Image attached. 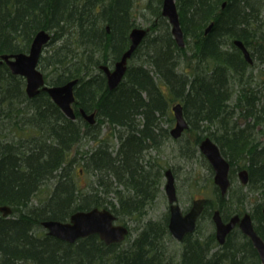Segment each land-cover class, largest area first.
I'll return each mask as SVG.
<instances>
[{
    "label": "trees",
    "instance_id": "16d2710c",
    "mask_svg": "<svg viewBox=\"0 0 264 264\" xmlns=\"http://www.w3.org/2000/svg\"><path fill=\"white\" fill-rule=\"evenodd\" d=\"M151 1L157 21L109 90L99 66L112 65L128 47L136 0H0V54L26 51L45 29L52 33L39 59L45 80L78 79L76 116L69 119L44 90L28 97L24 77L0 63V205L11 208L7 216L0 212V264H261L236 228L223 244L214 231L195 229L181 240L176 259L166 256L168 215L157 222L143 216L162 177L161 166L146 155L169 137L171 105L180 101L187 130L195 131L194 147L205 132L229 161L230 175L247 170L248 191L258 193L249 211L264 241V139L254 135L257 126L264 133V106L251 71L254 59L264 61V0H175L183 47L161 14V0ZM234 38L248 48L251 63ZM78 108L95 111V121L88 123ZM83 138L92 143L86 150ZM217 197L205 200L200 217L215 205L224 219L233 206L237 214L246 210L243 195L234 204ZM93 207L111 210L122 224L123 217L137 220L136 236L128 237L130 229L126 246L106 245L97 234L71 243L41 226Z\"/></svg>",
    "mask_w": 264,
    "mask_h": 264
},
{
    "label": "water",
    "instance_id": "95a60500",
    "mask_svg": "<svg viewBox=\"0 0 264 264\" xmlns=\"http://www.w3.org/2000/svg\"><path fill=\"white\" fill-rule=\"evenodd\" d=\"M161 14L170 23V30L176 44L179 47H183L185 44L183 31L175 0H162ZM212 25L213 22L208 24L205 33L211 29ZM147 31L148 29L144 27H134L129 32V46L121 54L120 58L114 62L113 66L100 65L105 74L109 90H114L122 81L126 72L127 61L140 45ZM49 39L50 34L46 30H39L35 33L27 52L0 54V62H4L13 74L24 77L25 92L28 97H33L40 90H44L67 118L74 119L75 110L72 105L75 100L74 86L78 79L74 78L62 84L50 85L46 83L44 74L38 66L43 46ZM234 44L241 50L246 61L251 63L250 52L243 42L234 40ZM171 111L174 116V126L170 129L169 133L173 138H177L188 127V123L183 115V106L180 102L173 104ZM79 113L89 123L94 121L95 111L86 113L80 108ZM198 148L213 170L214 185L218 188L220 195L224 196L230 186V165L228 160L221 154L218 145L209 136H205L200 140ZM164 176V191L169 203L167 227L175 239L182 240L186 234L194 231L197 218L203 210L205 198L193 199L189 210L183 213L177 203L174 175L171 168L164 170ZM238 176L242 183L247 182L248 173L246 169L240 170ZM0 212L2 215L7 216L11 213V208L7 205H0ZM211 218L214 223L215 237L218 243L222 244L226 235L237 224L242 233L250 239L261 263L264 264V242L255 231L252 218L248 212H245L242 216L234 214L225 222L219 209H215ZM114 220L115 215L109 209L93 207L88 210H76L65 221L47 219L43 220L41 224L47 230L48 235L67 242H74L78 238L97 234L106 244H111L121 242L128 232L126 226L115 224Z\"/></svg>",
    "mask_w": 264,
    "mask_h": 264
},
{
    "label": "rangeland",
    "instance_id": "374dc122",
    "mask_svg": "<svg viewBox=\"0 0 264 264\" xmlns=\"http://www.w3.org/2000/svg\"><path fill=\"white\" fill-rule=\"evenodd\" d=\"M162 1V0H161ZM152 6L157 5V0L151 1ZM148 0H136L135 3V25L141 27H148L152 24V22L156 20V17L149 11L148 8ZM161 10V3H160ZM166 19V18H165ZM166 22L168 23L167 19ZM170 29V23H168ZM129 61V60H128ZM130 64V61L128 62ZM108 65V64H107ZM113 65V64H112ZM110 65V66H112ZM250 69V68H249ZM252 74L254 75V80H252V85H257L259 90V104L264 106V61L259 60L258 58L253 60V64L251 66ZM261 75V79L258 78V75ZM263 80V81H262ZM234 96L237 91V86H233ZM234 99V98H233ZM177 102V101H175ZM173 102V104L175 103ZM179 102V101H178ZM234 100H231L233 104ZM237 111V110H236ZM239 120V124L243 125L244 120L240 118L238 115H234L233 120ZM164 127L167 126V122H164ZM104 124L102 126L103 132L107 131V127ZM174 126V121L171 123L169 130ZM215 125H212V129ZM259 126L254 129V135L258 137V139H264V133L260 131ZM198 133V132H197ZM202 136L208 135L205 132L200 133ZM194 138L195 131L186 130L179 137L173 138L169 135V137L162 138L161 144L155 149H149L146 157L150 158L153 163H157L161 166L162 177H161V191L155 197L154 201L146 206L147 210L145 216H143V220H152V221H160L165 215L168 213V201L167 196L164 191V183L165 177L163 175V170L166 168H171L174 175V184L176 189L177 203L181 207V209H188L193 199L198 197H205L209 201L215 200L217 202L218 199V190L215 189V185L213 183V171L209 166L205 157L200 153L198 146L194 147ZM91 141L83 138L80 146L82 149H87L91 146ZM189 154V155H188ZM241 195H243V207L246 211H249L252 202L257 200L258 193H250L248 191L247 184H244L240 181L238 176V171L231 173L230 175V186L227 194L223 197L226 202L232 201L234 204L235 200L238 199ZM215 207H217L215 205ZM234 207V206H233ZM229 216L235 214L234 210ZM242 207V206H235ZM243 209V208H241ZM243 211H241L242 213ZM211 215L206 211L204 216L200 217L197 221L196 229L199 230L201 234H207L209 232L214 231V223L212 222ZM124 218L125 225L131 229V235L129 238H133L136 236L137 231L133 228L139 223L135 219H126ZM117 223L122 224L120 219H116ZM140 224V223H139ZM42 226V224H41ZM43 227V226H42ZM43 229L47 232V230L43 227ZM48 234V233H47ZM127 237V238H128ZM165 247L166 256L176 255L175 259L178 257V254L181 250V241H178L170 234L164 238L162 241ZM128 245L127 239L123 240L122 246Z\"/></svg>",
    "mask_w": 264,
    "mask_h": 264
},
{
    "label": "bare ground",
    "instance_id": "6f19581e",
    "mask_svg": "<svg viewBox=\"0 0 264 264\" xmlns=\"http://www.w3.org/2000/svg\"><path fill=\"white\" fill-rule=\"evenodd\" d=\"M225 4V1H223V3H222V6ZM134 27H136V25L135 26H133V27H131V29H130V31L134 28ZM107 30H108V28H106ZM40 30H42V29H40ZM43 30H45V29H43ZM39 31V30H38ZM49 34H50V39H51V36H52V33L51 32H49L48 30H46ZM129 31V32H130ZM35 35V34H34ZM34 35H33V37H34ZM33 37H32V39H33ZM128 37H129V34H128ZM32 39H31V41H32ZM50 39L48 40V42L50 41ZM234 40H240V39H238V38H234L232 41H233V43H234ZM241 41V40H240ZM47 42V43H48ZM46 43V44H47ZM129 43H130V40H129ZM30 44H31V42H30ZM30 44H29V47H30ZM46 44H44V46H43V49L45 48V46H46ZM128 46H129V44H128ZM29 47H28V49H29ZM28 49L26 50V51H19V52H27L28 51ZM15 53H18V52H15ZM132 56V55H131ZM131 56H130V58H131ZM128 62L129 61H127V67H128ZM0 63H3V62H0ZM127 67H126V70H127ZM249 213V215H250V217L252 218V216H251V212H248Z\"/></svg>",
    "mask_w": 264,
    "mask_h": 264
},
{
    "label": "flooded vegetation",
    "instance_id": "af4514ba",
    "mask_svg": "<svg viewBox=\"0 0 264 264\" xmlns=\"http://www.w3.org/2000/svg\"><path fill=\"white\" fill-rule=\"evenodd\" d=\"M101 70H102V69H101ZM102 71H103V70H102ZM103 73H104V72H103ZM73 107H74V104H73ZM74 109H75V107H74ZM78 110H79V108H78ZM78 110H77V111H78ZM75 111H76V109H75ZM82 118L85 119L83 116H82ZM85 120H86V119H85ZM86 121H87V120H86ZM87 122H88V121H87ZM93 122H94V121H93ZM93 122H92V123H93ZM88 123H89V122H88ZM90 124H91V123H90ZM259 127H260V126H259ZM190 207H191V204H190ZM190 207H188V209H186V210H185V209H184V210L182 209L183 212H187V211L189 210ZM262 213H263V210H262ZM239 215H240V214H239ZM240 216H241V215H240ZM263 216H264V215H263ZM229 218H230V217H229ZM229 218H226V219L223 218V219H224V221H227ZM114 223L119 224V223L116 222V219H115ZM235 228L240 230L239 226L236 224V225H235V226L229 231V233H230L233 229H235ZM126 236H127V235H126ZM125 238H126V237H125ZM247 238H248V237H247ZM248 239H249V238H248ZM249 240H250V239H249ZM262 240H263V239H262ZM263 242H264V241H263ZM104 243H105V242H104ZM251 243H252V242H251ZM105 244H106V243H105ZM106 245H107V244H106Z\"/></svg>",
    "mask_w": 264,
    "mask_h": 264
}]
</instances>
